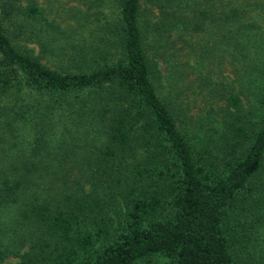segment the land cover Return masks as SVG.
Instances as JSON below:
<instances>
[{
  "label": "trees",
  "instance_id": "obj_1",
  "mask_svg": "<svg viewBox=\"0 0 264 264\" xmlns=\"http://www.w3.org/2000/svg\"><path fill=\"white\" fill-rule=\"evenodd\" d=\"M110 1L0 0V263L264 264V0Z\"/></svg>",
  "mask_w": 264,
  "mask_h": 264
},
{
  "label": "rangeland",
  "instance_id": "obj_2",
  "mask_svg": "<svg viewBox=\"0 0 264 264\" xmlns=\"http://www.w3.org/2000/svg\"><path fill=\"white\" fill-rule=\"evenodd\" d=\"M91 1H94V3L92 7H89L87 10L89 12L91 11L97 12L98 16H104L109 14L110 11H114L113 9L115 8V4L110 0H91ZM35 2L39 7L43 9L45 15L48 18H53L54 20L60 21L61 25H64V21H63L64 18L66 21L68 20L67 18L68 14L72 13V11L74 10L73 9L74 6L76 7L79 6L81 7L82 10L86 8L85 4L81 3V0H35ZM91 17L93 18V16ZM197 37L199 38L198 41L202 43L204 41L203 37H207V36L205 35V33L204 36L201 33H199L197 36H194L192 40H196L195 38ZM203 43L208 44L209 46L208 49L210 50V52L196 49V53L198 54L199 52H201L202 54L201 57H204V60L202 62L201 72L204 71L210 72L209 75L212 76V78H214L217 81H222L220 82V84L224 85V87L228 90L230 89V86H233V89L231 91L241 90L243 87L239 88L240 80L237 79L238 77L240 78V73L238 68L239 62L235 59H232V56L230 54L229 55L224 54L223 59H220V50L216 48V45H214V48H212V45L214 43L209 39L207 40V42L204 41ZM247 49L248 48H246L245 50ZM248 54L249 55H247L246 60H244L245 64L247 60L249 61V59H251L249 57H252L253 54L255 55V52L251 48ZM189 61L191 64L195 63L194 57L191 56ZM244 61H242L241 63L244 64ZM47 64H49L48 61ZM245 72L246 73L244 74V77H248L247 75L249 74L250 76H252V73L254 71H251V69L247 67ZM242 78H243V73H242ZM16 259L17 258L14 256H8L0 264H13L16 261Z\"/></svg>",
  "mask_w": 264,
  "mask_h": 264
}]
</instances>
